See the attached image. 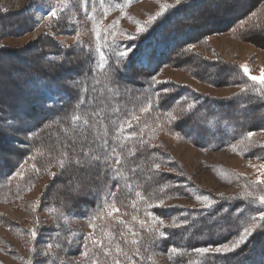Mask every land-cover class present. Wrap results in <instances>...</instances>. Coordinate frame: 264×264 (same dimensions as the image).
<instances>
[{
  "label": "rangeland",
  "instance_id": "1",
  "mask_svg": "<svg viewBox=\"0 0 264 264\" xmlns=\"http://www.w3.org/2000/svg\"><path fill=\"white\" fill-rule=\"evenodd\" d=\"M91 1L0 0V159L9 162L27 150L28 146L17 140L28 142L30 137H23L25 127L44 116L43 110L21 92L28 73L44 68L58 73L59 81H76L71 75L81 69L82 50L92 51L100 61L104 39H132L188 0H126L102 11ZM247 1L205 0L188 12L170 15L167 30L179 41L185 34L204 37L194 38L184 49L175 48L168 63L153 75L156 83L185 87L220 104L234 103L236 127L245 125L244 130L227 144L206 147L202 139L189 141L162 120L148 123L147 145L156 146L164 154V161L155 163L154 169L168 172L169 188L178 186L181 190L169 189L163 196L146 198L139 201L140 207L130 201L131 208L125 211L122 204L109 199L104 209L90 219L48 202L46 194L61 187L52 178L60 174L58 168L66 166V159L56 170L48 168L46 174L35 167L33 159L39 154L34 151L32 161L21 163L10 176V181L24 182V188L19 194L7 192L0 197V264H170L169 254L153 243L168 228L184 224L198 228V217L206 219L202 225H212L217 232L207 234L209 227H202L204 237L199 242H213L193 248L194 255H203L197 250L205 248L210 250L206 254L209 256L241 253L256 238L264 237V39L257 38H264V34L261 31L260 35L243 36L240 29L242 24H251L250 28L264 30V22L258 21L264 0H259L249 14H242ZM201 10L206 11L205 15L201 16ZM201 22L205 23L203 27ZM197 26L200 28L195 30ZM242 95L253 100L241 103L237 99ZM256 96L261 100L254 102ZM11 106L18 107V112L13 109L16 113H11ZM250 107L258 109L254 112ZM144 112L147 108H140L126 123L137 125ZM18 128L21 134L15 132ZM183 128L188 136L194 135L191 129ZM211 134L214 132L207 140ZM33 172L36 177L27 179ZM71 188L68 196L80 198L78 187ZM245 229L251 235L238 247L228 253H215L217 247L231 248L245 235ZM218 235L225 238L218 240ZM259 244V251L264 253V239ZM252 257L254 261L242 259L239 264H264L261 257ZM223 262L217 260L215 264Z\"/></svg>",
  "mask_w": 264,
  "mask_h": 264
},
{
  "label": "trees",
  "instance_id": "2",
  "mask_svg": "<svg viewBox=\"0 0 264 264\" xmlns=\"http://www.w3.org/2000/svg\"><path fill=\"white\" fill-rule=\"evenodd\" d=\"M125 1L92 0L91 2L97 10L102 11ZM204 1L188 0L180 4L176 12L171 11L166 17L156 20L132 39H104L103 56L100 61H97L92 51L82 50L80 53L84 55V60L78 63L81 69L77 73L72 72L74 75H71L76 77V81L71 78L68 82L59 81L58 73H50L44 68L28 73V79L22 87L20 86L21 89L23 88L21 92L25 98H30L43 110L44 116L39 122H33L32 125L25 127L26 132L23 137H30L28 142L25 139L17 140L22 145L26 144L27 150L24 149L22 154L17 153L9 162L0 159L3 164V170L0 172V197L7 192L8 195L10 192L19 194V190L24 188V182L10 181V176L17 172L21 163L27 164V161H32V154L37 151L39 157L38 159L34 157L33 160L35 167L43 173L49 172L48 168L52 169L51 172L56 170L61 161L66 159V166L58 168L60 174L52 178L53 183L61 187L51 189L46 194L45 198L48 202L62 205L84 219H90L93 214L102 211L109 199L122 204L124 211L131 208L130 201H134L132 203L135 204L134 206L140 207L139 201L146 198L163 196L169 189H174L175 192L181 190L178 186L169 188L171 177L168 172L154 169L155 163L164 161V154L159 152L156 146L147 145L150 132L145 126L148 123L162 120L161 122L168 124L170 128L180 130L189 141L202 139L206 147L227 144L235 138L236 133L242 132L246 126L236 127L238 120L233 114L236 110L234 103L220 104L199 94L195 95L185 87L174 88L172 85L156 83L153 78L155 72L168 63L167 58L175 48L184 49L194 42V38L199 37L185 34L179 41L175 34L167 30L166 23L171 21L169 16L174 12L181 14L188 12L191 6L199 5ZM258 1L248 0L247 4H244L242 14L246 12L249 14ZM200 12L201 16L202 13L204 15L206 13L203 10ZM201 19L205 20L204 17ZM258 21L264 22V11L260 13V17L258 15ZM204 24L201 22L200 26L203 27ZM250 27L253 25H241L243 36L260 35L261 31L264 34V30ZM198 28L200 27H194L195 30ZM202 37L204 36L199 38ZM257 38L264 39L258 35ZM127 50V56H122L121 53ZM256 98L254 102L264 99L257 96ZM249 99L252 98L242 95L237 100L248 103ZM213 106L217 108L216 111L211 109ZM142 107L147 108V112L137 120V125L132 122L127 124L131 114ZM17 108L11 106L9 111L16 113L19 110ZM250 109H258V107H250ZM184 126L193 131L192 137L182 130ZM209 131L214 134H211L210 140H207ZM15 132L21 134L22 129L18 128ZM40 151H42L41 156ZM35 177L33 172L27 179L31 180ZM72 185L78 187L80 198L68 196ZM48 205L53 204L48 203ZM67 205H71L70 208L66 207ZM73 208L75 210H72ZM196 221L199 222L198 228L191 229L189 224L168 228L164 230V236L153 243L154 247L159 248L166 255L169 254L170 264H215L217 260H223L222 264H239L242 259L254 261L253 254L264 261V253L259 251L261 245L259 243L264 237L256 238L250 247L241 253L194 255L193 248H202L213 242L206 239L202 243L199 242L204 237L201 236V228L209 225L207 223L202 225V222L206 221L205 218L198 217ZM235 229L236 227L232 228ZM214 231L217 232V228L210 225L207 234ZM207 234L205 237L208 236ZM180 235H184L183 245ZM223 238L224 235L219 236L218 240ZM191 256L194 258L192 259Z\"/></svg>",
  "mask_w": 264,
  "mask_h": 264
},
{
  "label": "snow or ice",
  "instance_id": "3",
  "mask_svg": "<svg viewBox=\"0 0 264 264\" xmlns=\"http://www.w3.org/2000/svg\"><path fill=\"white\" fill-rule=\"evenodd\" d=\"M177 3H180V0H177ZM52 15H55V13H52ZM127 52H128V50L125 51V52H122L121 55L126 57L127 56ZM245 72H247L246 68H245ZM252 79L253 80H257V79H261V78L252 77ZM249 135H251V133H249ZM262 167H264V166H262ZM261 203H264V197H261ZM261 219H264V214L261 215ZM35 235H36V233L34 232L33 236H35ZM162 235H163V233H162ZM250 235H251L250 230L249 229H245V235L241 237V240H239L235 244H233L231 246V248H229L228 246L217 247L214 251H215V253H228L229 251H231V250L235 249L236 247H238V245L240 243L244 242L247 239V237L250 236ZM197 251L207 254V253H209L210 250L205 248V249H198Z\"/></svg>",
  "mask_w": 264,
  "mask_h": 264
}]
</instances>
